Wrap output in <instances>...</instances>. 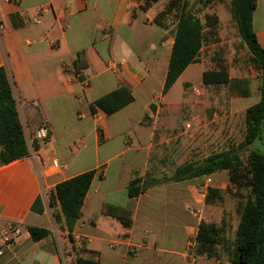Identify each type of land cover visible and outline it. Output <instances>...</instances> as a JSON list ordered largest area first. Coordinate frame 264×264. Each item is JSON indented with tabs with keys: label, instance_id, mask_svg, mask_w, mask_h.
Masks as SVG:
<instances>
[{
	"label": "crops",
	"instance_id": "obj_1",
	"mask_svg": "<svg viewBox=\"0 0 264 264\" xmlns=\"http://www.w3.org/2000/svg\"><path fill=\"white\" fill-rule=\"evenodd\" d=\"M142 4L143 0H0V67L9 74L29 149L26 157L0 167V264H69L83 247L98 252L100 264H129L131 247L140 248L143 241L161 255L155 260L147 257L142 264H221L190 253L196 237L193 242L182 239L190 227L155 226L153 216L142 211L143 194L156 185L138 197L129 195L135 177L148 180L157 127L147 125L145 118H157L160 103H175L168 94L180 82H189L184 78L191 69H198L202 81L208 71L198 62L191 64L163 94L174 36L155 22L161 0L148 9ZM44 7L49 10L36 24ZM12 15L18 17V26ZM253 27L264 49V0H257ZM80 51H85L88 66L78 73L73 63ZM207 85L226 87L232 131L261 100V81L256 88L252 79V94L246 97L230 96L227 84ZM122 86L134 96L130 104L111 115L93 107ZM42 118L49 121L50 137L38 142ZM90 170L96 175L70 237L60 229L54 213L61 207H52L49 195L59 183ZM214 180L203 176L200 187L188 186L193 192L188 209L200 211L194 206L200 205L197 195L201 191L204 198ZM105 204L132 209L131 226L104 215ZM31 226L50 234L35 241ZM10 227L20 228L21 235L5 246L4 233ZM161 235L174 242L163 244Z\"/></svg>",
	"mask_w": 264,
	"mask_h": 264
},
{
	"label": "trees",
	"instance_id": "obj_2",
	"mask_svg": "<svg viewBox=\"0 0 264 264\" xmlns=\"http://www.w3.org/2000/svg\"><path fill=\"white\" fill-rule=\"evenodd\" d=\"M158 0H146L143 9H148ZM194 4L211 5L215 0H193ZM181 2L173 0L171 5ZM257 0H230L231 15L235 21L241 40L248 47L254 65L261 72V100L250 107L245 114L246 135L238 146L227 151L212 153L202 162L179 167L169 180L177 182L199 176L212 175L226 170L230 173V180L235 184L250 189L251 196L240 209V221L236 231L233 246L229 249L231 264H264V151L250 149L246 165L241 159L240 152L247 149L255 141H260L264 147V49L258 43L253 27V14ZM189 2L184 0L177 16L168 72L163 88L165 95L176 83L178 78L191 64L197 62L200 51L205 43V27L214 28L219 24L216 14H206V22L188 9ZM166 11L159 13L157 19ZM14 26H18L16 15H12ZM76 72L88 66L85 51L78 53L73 63ZM204 84H227L230 96H250L252 94V79L250 77L230 78L228 69L220 65L217 69L203 74ZM134 100L131 91L122 86L113 92L99 98L95 103L106 114L111 115ZM37 146V145H36ZM29 155V149L21 123L16 99L13 94L12 83L4 66L0 67V167ZM96 170H90L71 179L59 183L50 192V205H60L61 211L55 212V219L62 230H67L70 237L77 221L82 216V207L91 187ZM165 183L164 180H146L135 177L129 185L131 198L138 197L147 188ZM219 191L209 187L206 196L207 203L219 199ZM102 213L119 220L123 226L130 227L134 211L132 209L105 204ZM33 240L46 238L50 231L41 227H29ZM224 238L221 229L212 223L201 221L195 240L194 256L217 258L218 248L223 246ZM75 264H100L98 252L81 248Z\"/></svg>",
	"mask_w": 264,
	"mask_h": 264
},
{
	"label": "rangeland",
	"instance_id": "obj_3",
	"mask_svg": "<svg viewBox=\"0 0 264 264\" xmlns=\"http://www.w3.org/2000/svg\"><path fill=\"white\" fill-rule=\"evenodd\" d=\"M159 1L152 3L151 7ZM172 1L161 0L162 4L157 6L158 9H162L159 13L166 12L157 21L169 29V35L174 36L177 16L184 0L174 5H171ZM145 2L146 0H143L142 7ZM188 2V9L193 11L202 22H206V14H216L219 19L222 18L216 26L215 32L214 28L205 27V43L197 62L201 66L205 65L208 71L223 65L230 71L228 72L231 76L251 77L255 87L259 88L261 72L254 65L248 47L241 40L236 23L232 19L230 0H215L207 7L194 4L193 0H188ZM199 78L198 69H191L184 78L189 82L185 86H183L184 81L180 82L168 94V99L175 103H160V112L157 118L147 117L144 120L147 125H156L157 127L151 165L146 177L149 181L157 179L164 180L165 183L153 186L146 191L147 195L143 194L142 211L153 216L155 226L187 225L190 228L186 237H182V239L189 242H193L196 237L195 228L198 230L201 221L217 225L221 229L224 244L218 248L217 258L208 259L220 261L221 264H231L229 249L233 246L236 238L240 209L251 196L250 189L231 182L230 173L226 170L219 171V174L216 172L217 175L215 173L208 175L214 177L215 184L210 187L219 191L220 198L213 203H207L206 196L209 188H207L204 198L201 195L202 192L199 191L197 203L200 205L194 204V206L200 209V213L195 216L187 208L189 204L193 203V192L188 186L200 187L203 183V176H199V180L196 179L198 177L178 182L169 180L179 167L202 162L212 153L227 151L238 146L245 139V118L241 117L240 120H235L237 126L232 131L234 119L227 112L226 87L224 85H207ZM194 87L199 90V95L194 91ZM191 121L195 126L192 129H187L186 124ZM196 122L197 124H195ZM250 149L264 151L260 141H255L247 149H242L240 156L244 166ZM112 173L113 166L111 177ZM125 199L126 197L121 198L120 202H124ZM179 237L177 236L175 239H180ZM161 238L165 245L174 242L162 235ZM141 245L140 248L131 247L128 255L129 264H142L141 262L147 257L153 260L160 257L161 253L156 252L157 247L152 246L151 250L147 249L146 241H143ZM194 246L195 243L190 247V253L195 255ZM123 257L125 256L121 255V258ZM120 261L121 259L117 262ZM200 261L197 260L196 263ZM69 264H75L74 257Z\"/></svg>",
	"mask_w": 264,
	"mask_h": 264
},
{
	"label": "built area",
	"instance_id": "obj_4",
	"mask_svg": "<svg viewBox=\"0 0 264 264\" xmlns=\"http://www.w3.org/2000/svg\"><path fill=\"white\" fill-rule=\"evenodd\" d=\"M14 1L15 3H19L20 0H12ZM49 10L48 7H44L41 11V14L34 20V22L36 24H41L43 19H42V16L44 13H46L47 11ZM194 91L196 93H198V95L200 94L199 90L194 87ZM93 107L97 110H101L96 103H93ZM197 124V122L195 123ZM194 122H188L186 124V127L187 129H192L194 127ZM50 137V129H49V121L48 119L46 118H42L41 120V123H40V127L37 131V134H36V137H35V140L38 141V142H45L49 139ZM53 165L55 167H58L59 163H58V160L54 159L53 160ZM189 212L195 216H197L200 212L198 210H196L195 208H189ZM4 245L5 246H9L11 245V242L17 240L20 235H21V229L20 228H15V227H10V229H7L6 232L4 233ZM3 251L0 250V255H2Z\"/></svg>",
	"mask_w": 264,
	"mask_h": 264
}]
</instances>
